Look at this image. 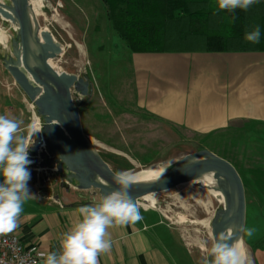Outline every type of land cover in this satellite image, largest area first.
<instances>
[{
  "label": "crops",
  "instance_id": "1",
  "mask_svg": "<svg viewBox=\"0 0 264 264\" xmlns=\"http://www.w3.org/2000/svg\"><path fill=\"white\" fill-rule=\"evenodd\" d=\"M134 55L146 64L140 77L143 86L152 83L154 89L153 84L165 79V73L172 83L162 96L156 89L147 90L135 100V107L127 109L121 118L128 121L126 134L158 140L160 136H210L247 128L249 138H263V143L249 147L248 152L254 156L249 159L253 172L248 173V183L264 186V52ZM163 59L168 65L159 63ZM5 89L0 86V115L23 121L27 138L33 121L30 100L21 88ZM28 188L36 199L24 204L20 226L13 234L27 249L40 254L58 251L60 235L80 218L77 209L101 198L93 194L89 197L79 189L75 192L55 187L41 192L30 181ZM257 193L254 207L247 205L245 223L256 231L251 237L243 234V242L253 264H264V189ZM139 210L142 220L108 229L112 249L99 257V264H200L202 257L165 223L163 214L154 208Z\"/></svg>",
  "mask_w": 264,
  "mask_h": 264
},
{
  "label": "rangeland",
  "instance_id": "2",
  "mask_svg": "<svg viewBox=\"0 0 264 264\" xmlns=\"http://www.w3.org/2000/svg\"><path fill=\"white\" fill-rule=\"evenodd\" d=\"M0 2L9 5V0ZM41 2L42 7L36 15L38 24L42 30L51 32L63 48V53L52 61V64L62 72L76 75L89 82V95L82 97L73 92V99L77 105H81L83 130L93 150L114 172H137L173 160L174 163L166 168L167 173L185 156L207 150L237 167L242 180H245L243 183L247 205L250 208L254 207L259 196L257 192L260 188L264 189V186L248 183L250 178L248 173L253 172L250 168V164L253 163H250L249 159L254 156L248 150L253 144L263 143V138H257V141L249 138L247 128L241 131L214 133L210 136L183 138L160 136L158 140L153 137L126 134L125 126L128 121L121 120L126 116V110L135 107V100L141 99L147 90L152 92L156 89L160 96L167 93L172 83L169 82L167 73L165 79H160L159 84L157 82L153 84L154 89L152 83L143 86L140 77L146 64L140 61L139 57H134L135 53L131 52L125 42L118 37L101 0H41ZM15 29L16 25L9 26L7 31L0 29V86L5 87L6 91L20 88L5 68V60L9 57L15 58L14 41H17ZM166 60L159 63L166 66L168 65ZM150 74L153 76L151 72ZM29 102L33 121L28 133L33 130L39 132L44 120L38 115L33 103ZM34 135L29 139L30 144L34 142ZM32 157L33 154H29L32 161L28 165L31 174L29 181L37 185L41 192L44 189L50 192L55 187L63 191L71 189L79 192L76 182L64 181L53 172L46 175L45 172L35 170L37 168ZM208 191V188L198 185H180L158 193V203L154 209L165 216V223L184 236L191 244L193 252H197L201 257L203 251L200 250L198 242L208 241L210 246L213 240L212 222L223 211V207L212 199L211 215L210 217L206 215L198 199L208 202L206 197ZM85 192L89 197L92 194L101 196L96 189ZM146 206L147 203L143 202V207ZM209 218L210 228L192 224Z\"/></svg>",
  "mask_w": 264,
  "mask_h": 264
},
{
  "label": "water",
  "instance_id": "3",
  "mask_svg": "<svg viewBox=\"0 0 264 264\" xmlns=\"http://www.w3.org/2000/svg\"><path fill=\"white\" fill-rule=\"evenodd\" d=\"M12 25H16L15 58L6 59L5 68L44 120L29 149L35 170L74 181L79 190L96 189L101 196L108 194L118 187L113 179L115 172L93 150L83 130L81 105L73 99V92L89 95V82L52 64L63 53L62 45L31 16L30 0H9V5L0 2V29L7 31ZM205 173L223 178L227 187L223 194L228 204L212 222L213 239L231 224H235V230L229 243L243 238L241 228L245 227L247 209L243 180L232 163L207 150L185 156L157 182L132 183L129 194L137 201L192 182Z\"/></svg>",
  "mask_w": 264,
  "mask_h": 264
},
{
  "label": "clouds",
  "instance_id": "4",
  "mask_svg": "<svg viewBox=\"0 0 264 264\" xmlns=\"http://www.w3.org/2000/svg\"><path fill=\"white\" fill-rule=\"evenodd\" d=\"M217 10L233 12L248 10L258 0H215ZM259 25L247 32L244 39L259 43ZM58 122H56L57 124ZM23 121L0 115V236L15 232L20 226L24 204L36 197L30 193L31 178L28 165L29 139L36 133H28ZM118 186L98 201L77 209L79 219L59 237V250L41 253V264H99V257L112 249L109 228L128 226L142 220L139 206L130 196L132 177L126 171H117L113 176ZM241 231L251 237L255 228L243 227ZM232 230L216 236L209 246L208 241H199L203 251L200 264H253V260L241 240H232ZM18 264H26L27 257H16ZM2 264V262H0Z\"/></svg>",
  "mask_w": 264,
  "mask_h": 264
},
{
  "label": "trees",
  "instance_id": "5",
  "mask_svg": "<svg viewBox=\"0 0 264 264\" xmlns=\"http://www.w3.org/2000/svg\"><path fill=\"white\" fill-rule=\"evenodd\" d=\"M135 54L264 52V0L248 10H217L215 0H101ZM259 25V43L244 39Z\"/></svg>",
  "mask_w": 264,
  "mask_h": 264
},
{
  "label": "bare ground",
  "instance_id": "6",
  "mask_svg": "<svg viewBox=\"0 0 264 264\" xmlns=\"http://www.w3.org/2000/svg\"><path fill=\"white\" fill-rule=\"evenodd\" d=\"M30 5H31V16L35 20L36 15H37V11L42 7V2H41V0H30ZM39 132H37V133H39ZM173 163H174V161L172 160V162H169L166 164L154 165L152 167L142 169V170L137 171V172L128 173V174L132 177V181L135 184H151V183H154V182H157L158 180H160L166 174L167 166H170ZM223 182H224L223 178L215 179L213 173H205V174L200 175L196 180L186 184L189 186L199 185L203 188L209 189L207 196H206L208 198V202L205 203L201 198L198 199L199 203L202 205V207H203V209H204V211L208 217H210V215H211L210 206H211L212 199H214L220 206H222L223 209L228 204V201L225 198V195L223 194V190L227 189V187ZM157 194L158 193L146 195L145 197L141 198L140 200L147 203V205H148V206H146L147 208L156 209V205L158 203ZM210 219L211 218L206 219V220L204 219L201 221L195 220L196 222H194L192 224H199L201 226H205V227L210 228V222H211ZM191 222H193V221H191ZM229 229H231L233 232L235 230V224H231L228 227L227 231ZM239 240H241L242 244L245 247L243 239L241 238Z\"/></svg>",
  "mask_w": 264,
  "mask_h": 264
},
{
  "label": "built area",
  "instance_id": "7",
  "mask_svg": "<svg viewBox=\"0 0 264 264\" xmlns=\"http://www.w3.org/2000/svg\"><path fill=\"white\" fill-rule=\"evenodd\" d=\"M135 202L139 207L144 208L143 202L139 200ZM17 256L27 257L26 264H41L40 253L33 249H27L13 233L0 236V262L2 264H18Z\"/></svg>",
  "mask_w": 264,
  "mask_h": 264
}]
</instances>
